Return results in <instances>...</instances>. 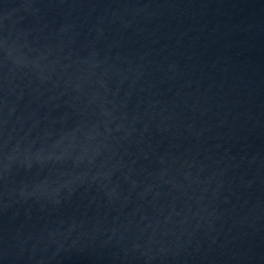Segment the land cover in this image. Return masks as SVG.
<instances>
[{
  "label": "water",
  "instance_id": "1",
  "mask_svg": "<svg viewBox=\"0 0 264 264\" xmlns=\"http://www.w3.org/2000/svg\"><path fill=\"white\" fill-rule=\"evenodd\" d=\"M0 264H264V0H0Z\"/></svg>",
  "mask_w": 264,
  "mask_h": 264
}]
</instances>
